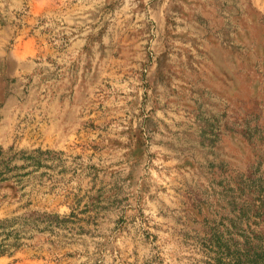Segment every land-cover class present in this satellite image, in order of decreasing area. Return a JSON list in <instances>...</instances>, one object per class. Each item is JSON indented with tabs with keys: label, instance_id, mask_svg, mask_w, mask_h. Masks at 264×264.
Instances as JSON below:
<instances>
[{
	"label": "rangeland",
	"instance_id": "rangeland-1",
	"mask_svg": "<svg viewBox=\"0 0 264 264\" xmlns=\"http://www.w3.org/2000/svg\"><path fill=\"white\" fill-rule=\"evenodd\" d=\"M90 5L0 88V264H264V0Z\"/></svg>",
	"mask_w": 264,
	"mask_h": 264
},
{
	"label": "crops",
	"instance_id": "crops-1",
	"mask_svg": "<svg viewBox=\"0 0 264 264\" xmlns=\"http://www.w3.org/2000/svg\"><path fill=\"white\" fill-rule=\"evenodd\" d=\"M92 2L93 0H0V5L4 9L10 10L12 13H19L18 11L22 12V10L25 12L22 15L23 21H21L22 24L20 25V28H18L19 32L17 33L20 34L17 37L19 42L24 43V45H21L20 49H13L10 51L0 50V88L12 91L14 84L17 82L21 83V88H24L25 86L28 87L29 75L32 73L37 75L38 81L43 82V73H39L40 69L38 65L44 62V58H52L53 65H55L56 62H65L68 65H63L66 67V69L64 67L63 69H65L64 71H68L67 68H71L70 64L76 56L73 55V52L61 53L54 50L46 51L44 49H37L36 52L30 53V49L26 48V46L29 47V43L34 40L42 44L45 43L44 33L41 32L42 30L40 29L43 27L45 18L61 19L64 17L69 19V17H74L78 10L89 9ZM34 21L37 22L38 27L36 38L31 37V34L28 32L30 24ZM0 35H2V39L6 41L10 40L7 38L10 35L5 34L2 30H0ZM5 35L7 37H5ZM33 57H37L40 61L34 63L31 59ZM62 58L65 60L61 61L60 59ZM30 62L33 63L31 66ZM54 69L58 71V67ZM13 100V97L10 95L8 97L2 96L0 98V105H4L5 109L9 107L11 110ZM0 121H5V119H1Z\"/></svg>",
	"mask_w": 264,
	"mask_h": 264
}]
</instances>
